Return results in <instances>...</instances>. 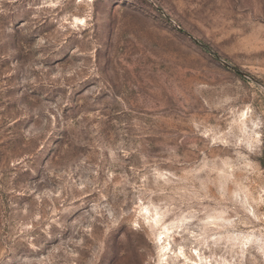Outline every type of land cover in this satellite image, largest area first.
<instances>
[{
    "label": "rangeland",
    "instance_id": "rangeland-1",
    "mask_svg": "<svg viewBox=\"0 0 264 264\" xmlns=\"http://www.w3.org/2000/svg\"><path fill=\"white\" fill-rule=\"evenodd\" d=\"M0 264H264V0H0Z\"/></svg>",
    "mask_w": 264,
    "mask_h": 264
},
{
    "label": "trees",
    "instance_id": "trees-1",
    "mask_svg": "<svg viewBox=\"0 0 264 264\" xmlns=\"http://www.w3.org/2000/svg\"><path fill=\"white\" fill-rule=\"evenodd\" d=\"M229 70L232 71L233 73L237 74V75L239 74L238 73L239 70L237 68H235V67L234 68H231Z\"/></svg>",
    "mask_w": 264,
    "mask_h": 264
},
{
    "label": "water",
    "instance_id": "water-1",
    "mask_svg": "<svg viewBox=\"0 0 264 264\" xmlns=\"http://www.w3.org/2000/svg\"><path fill=\"white\" fill-rule=\"evenodd\" d=\"M188 37H190L192 40H194V42L198 43L197 40H195L192 36L190 35H187ZM203 48H205L206 50L208 49L207 47L203 46ZM209 51V50H208ZM239 74H241L239 71H238Z\"/></svg>",
    "mask_w": 264,
    "mask_h": 264
}]
</instances>
